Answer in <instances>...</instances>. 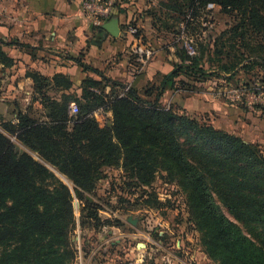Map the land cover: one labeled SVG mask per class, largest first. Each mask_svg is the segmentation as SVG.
I'll use <instances>...</instances> for the list:
<instances>
[{"label": "rangeland", "instance_id": "rangeland-1", "mask_svg": "<svg viewBox=\"0 0 264 264\" xmlns=\"http://www.w3.org/2000/svg\"><path fill=\"white\" fill-rule=\"evenodd\" d=\"M168 1L171 0H148L146 11L153 10L156 13L161 27L164 23L165 35L162 46L156 42V45L150 44L164 51L172 49L178 59L179 55L185 58L188 54L184 53L186 50L183 47L186 41L196 46L199 56L200 50L204 48L200 44H204L208 35L219 37L229 29L226 28V23L230 19L219 15L218 6L209 4L202 11L199 20L188 16L179 21L178 11L174 10L172 15L167 16L163 12L161 3ZM0 10L2 11V6ZM188 13L193 14V11ZM152 18L154 19L153 16ZM130 24L137 27V22L132 21ZM139 35L140 31L137 37ZM147 41L154 40L148 37ZM142 42L147 46L143 40ZM8 46L2 48L6 55L4 61L0 62V132L10 140L15 154H29L71 191L74 224L69 229L70 248L73 252L69 264H136L133 249L141 243L146 248L148 246V249L154 248L153 258L157 257L158 262L166 256L188 264H218L205 253V234L199 229L193 216L191 192L176 179L169 178V167L174 169L175 164L163 155L149 156L156 160V164L151 163L145 167L139 174L142 179L133 178L138 174L132 168H126L123 159L110 166L100 167L95 164V167L100 168L99 171L92 172L93 189H79L81 199L76 195L77 186L59 168L63 167L67 155L79 160V150L72 144L65 146L67 138H62L65 134H72L74 122L80 112L86 109L85 98L79 89L80 83L69 90L48 88L46 91H39V86L32 77L38 70L34 65L35 61L29 58L26 60L24 55H10L14 52ZM163 55L157 58L154 54L148 59L145 56L141 58L140 55L136 57L142 64L140 68L157 60L160 68L163 65L164 72H169L181 63L180 59L175 62L169 60L165 56L167 54ZM247 63L239 66L235 74L221 73L218 68L209 67V74L205 79H199L197 75L184 76L182 81L185 85L172 81L160 103L167 110H175L177 116L194 118L202 124L238 137L244 145L264 157V68L252 63V69L246 70L243 67ZM42 64L46 65V62L43 61ZM215 65L218 66L217 63ZM133 66L132 75H135L137 69ZM118 70L123 73L121 67ZM111 81L104 90L108 100L111 97L124 98L133 88L130 82ZM238 90L242 94L245 91V97ZM65 98L71 99L67 109L68 117L61 129L53 130L55 140L58 139L56 145H59L53 149L57 164L47 162L39 153L22 143L17 134L4 128L5 125L17 126L23 115L31 116L40 124L56 126L58 123L52 122V115L59 111L60 107L57 105ZM76 100L80 101V105ZM89 116L102 126L110 127L113 122L112 111L104 107L96 109ZM177 136L189 155L190 163L207 170L212 196L223 215L253 243H257L255 238L260 237L264 231L263 224L257 221L259 217H264V169L244 165L229 166L226 162L217 160V150L202 144L190 129L179 131ZM235 206L238 207L237 211L232 210ZM90 212L95 216H88ZM203 257L204 260H201ZM150 260L147 257L146 264H150Z\"/></svg>", "mask_w": 264, "mask_h": 264}, {"label": "trees", "instance_id": "trees-1", "mask_svg": "<svg viewBox=\"0 0 264 264\" xmlns=\"http://www.w3.org/2000/svg\"><path fill=\"white\" fill-rule=\"evenodd\" d=\"M209 4L220 7V14L230 19L229 29L219 37L208 35L204 44H200L204 48L199 56H189L185 51V60L179 55L181 63L166 73L160 87L149 88L144 93L131 88L126 97L108 100L104 90L112 83L110 79L82 81L79 89L85 98L86 109H80L72 134L62 138H67L65 146L72 144L79 150V160L67 155L59 169L73 180L78 188L76 195L81 199L79 189H93L92 172L99 171L101 166L115 165L123 159L125 167L138 174L133 178L142 179L139 174L145 167L156 164L149 156L163 155L175 164L174 169L169 167V178L176 179L191 192L190 205L197 226L206 236L204 245L208 257L218 264H264V231L255 238L257 243H253L223 215L212 196L207 170L190 163L177 134L192 130L202 144L219 152L215 151L217 160L229 166L264 169V157L244 145L238 137L194 118L177 116L175 110H167L160 103L170 82L179 81L185 85L182 77L194 75L205 79L209 67L226 74H235L246 62L243 67L246 70L252 69V63L264 68V0H171L162 2L161 6L166 16L178 11V20L182 21L188 16L199 20ZM190 10L193 14L188 13ZM150 13L156 26L161 27L156 13L153 10ZM7 45L9 43L0 36V62L6 55L2 48ZM32 77L41 92L48 88L69 90L75 86L70 77L61 74L49 77L36 70ZM70 101L65 98L58 103L60 109L52 115V122L58 123L56 126L40 124L31 116L23 115L17 126L5 125L4 128L17 134L22 143L47 162L57 164L53 149L59 145H56L58 139L55 140L53 130L63 127ZM75 102L80 105L79 100ZM101 107L113 113L110 127L102 126L89 116ZM72 203V193L65 185L29 154H15L10 140L0 132V264H69L73 258L69 242V229L74 224ZM232 210L237 211L238 207ZM88 216L95 214L90 212ZM257 221L264 226V217Z\"/></svg>", "mask_w": 264, "mask_h": 264}, {"label": "crops", "instance_id": "crops-1", "mask_svg": "<svg viewBox=\"0 0 264 264\" xmlns=\"http://www.w3.org/2000/svg\"><path fill=\"white\" fill-rule=\"evenodd\" d=\"M81 3L82 0H0V35L14 52L10 55H24L26 60H34L37 69L49 77L61 74L70 77L75 84L89 78L99 80L106 77L113 81L130 82L141 93L160 87L168 71L164 72L163 65L160 68L157 60L140 68L142 64L135 53L138 42L143 40L157 58L167 54L165 56L169 60L179 62V59L172 49L164 51L150 44L162 46L165 35L164 30L154 23L151 13L146 11L148 0L125 2L106 21L119 18L118 37L94 27L83 13ZM218 13L224 17L219 10ZM132 21L137 22L138 37L126 32ZM148 37L154 41H147ZM43 61L46 65L42 64ZM131 65L137 69L135 75H132ZM120 67L123 73L118 70ZM153 249H148V246L133 249L136 264H146L147 257L151 258L150 264H168L166 259H170L171 264H188L166 256L158 262L157 257L153 258Z\"/></svg>", "mask_w": 264, "mask_h": 264}, {"label": "built area", "instance_id": "built-area-1", "mask_svg": "<svg viewBox=\"0 0 264 264\" xmlns=\"http://www.w3.org/2000/svg\"><path fill=\"white\" fill-rule=\"evenodd\" d=\"M128 1L131 2L134 0H83L81 7L83 13L89 19L91 24L96 28H102L106 21L116 14L121 5ZM126 32L134 37H137L139 33L138 28L132 26L131 24L128 26ZM183 47L189 56L193 57L197 55L196 46L192 42L186 41ZM135 53L140 55L141 58L145 56L147 59L153 55V51L141 41L138 42ZM238 92L242 95V97H245V91H243V94L239 90ZM166 261L169 262L168 264H171L170 259H166Z\"/></svg>", "mask_w": 264, "mask_h": 264}, {"label": "water", "instance_id": "water-1", "mask_svg": "<svg viewBox=\"0 0 264 264\" xmlns=\"http://www.w3.org/2000/svg\"><path fill=\"white\" fill-rule=\"evenodd\" d=\"M119 18L114 17L110 21H108L106 24L102 26V29L106 30L109 32L114 37L119 36ZM138 249H145L146 245L144 243L138 244L137 245Z\"/></svg>", "mask_w": 264, "mask_h": 264}]
</instances>
